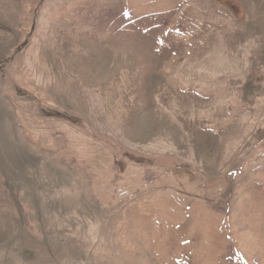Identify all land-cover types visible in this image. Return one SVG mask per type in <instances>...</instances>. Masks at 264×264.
<instances>
[{
	"label": "rangeland",
	"instance_id": "1",
	"mask_svg": "<svg viewBox=\"0 0 264 264\" xmlns=\"http://www.w3.org/2000/svg\"><path fill=\"white\" fill-rule=\"evenodd\" d=\"M0 264H264V0H0Z\"/></svg>",
	"mask_w": 264,
	"mask_h": 264
}]
</instances>
